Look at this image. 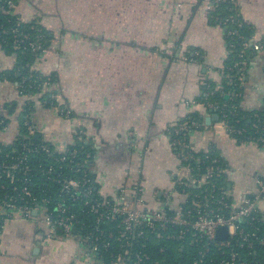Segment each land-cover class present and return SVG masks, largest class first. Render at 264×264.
Instances as JSON below:
<instances>
[{"label":"crops","instance_id":"1","mask_svg":"<svg viewBox=\"0 0 264 264\" xmlns=\"http://www.w3.org/2000/svg\"><path fill=\"white\" fill-rule=\"evenodd\" d=\"M210 3L15 0L12 14L22 22L36 20L49 36L33 70L52 78L47 91L54 89L71 117L21 96L19 82L5 74L14 69L16 56L0 49V119L9 123L0 127V144L13 142L21 106L33 101L29 120L35 140L58 151L81 138L91 144L89 167L101 197L114 198L120 186L139 184L147 204L161 209L177 202L172 180L185 172L172 143L174 128L195 116L199 127L189 129L187 139L196 152L214 151L225 163L231 202L256 194L255 180L264 177V148L229 135L201 101L203 83L221 89L229 56L225 29L210 19ZM233 3L252 30L239 106L262 111L264 0ZM257 206L264 214V197ZM35 216L15 213L0 221V264H100L75 233L49 236Z\"/></svg>","mask_w":264,"mask_h":264},{"label":"built area","instance_id":"2","mask_svg":"<svg viewBox=\"0 0 264 264\" xmlns=\"http://www.w3.org/2000/svg\"><path fill=\"white\" fill-rule=\"evenodd\" d=\"M225 1L227 0H211L208 9L212 11L219 2ZM228 2L233 3L234 1L229 0ZM5 4L12 8L14 3L12 0H5ZM227 21L235 22V16L230 15L221 19L223 23ZM12 32L14 44L30 46L32 50H43L42 45L37 41H29L27 34L19 33L16 30H12ZM227 34L239 39L242 38L236 30H227ZM230 46L233 47V44ZM250 46L249 43H243L241 50H239V59L234 62V66L231 68H235L238 73L226 75L229 83L236 87H239L244 78L248 60L245 51L251 48ZM260 48H264V39L261 41ZM218 90L216 89V91ZM214 93L215 91H210L206 95L213 96ZM231 95L234 98L237 96V92H232ZM51 98L57 102L55 96H51ZM38 103L41 106L46 104L40 100ZM205 105L217 114L220 126L225 128L229 135L235 139L241 137L244 142L264 148V120H262L264 115L263 118L257 113L250 116L253 120L252 128L254 131L249 134L243 127L235 128L227 124L226 105L214 102H208ZM53 108L65 118H69L71 115L70 110L61 107L59 102ZM8 125L9 123L5 119H0L2 129H7ZM22 126L27 137H35V129L29 119H24ZM198 127L199 123L191 122L189 126L188 122L184 121L180 126L174 128L172 143L179 148L177 151L178 158L181 161L182 169L185 171L183 175L174 177L172 180L171 193L177 201L174 205L153 209L143 198L142 187L139 184L120 186L114 198L101 197L99 200L91 197V189H94L95 183L86 175L81 179L60 176L55 179V184L59 185L58 192L66 193L72 198L73 195H76V197L84 199L83 206L94 216L95 224L102 221L118 220L115 238L111 233L105 234L97 225H95L96 234H80L77 228V224L81 225L78 215L70 210L64 200L55 199L49 195L38 198L33 194L28 186V177L31 172L29 161L32 156L40 152L48 153L51 149L46 144L29 146L26 142L21 141L18 148L14 143L17 142L15 137L10 144L13 145V149L10 148L9 152L0 149V221L11 220L15 213H18L23 219H30L35 213V218L43 224L49 236L56 232L70 235L72 229L75 228L77 236L95 257L99 256L102 251L108 252L111 247L115 248V253H109L110 261L108 264H164L163 262L166 260H151L148 253L132 251L136 239H147L150 234H154L157 239L201 247L197 259L191 262L182 261V263L177 264H256L253 260L246 261L241 258L236 246L249 250L264 246V229L256 226V223L264 226V214L259 211L257 206L264 197V177L255 180L259 189L256 194L239 197L237 205L228 202L229 191L216 182V178L226 173V168L218 163V159L211 158L213 151L204 152L202 164L205 163L206 159L210 161L208 164L205 163L204 172L200 175L193 173L192 168L184 164L190 158L191 151L198 152L191 147L183 136H185L186 130ZM59 152V155L54 158L58 169H60L58 163L64 162L67 158H73L74 153L69 149ZM86 157L88 158V155ZM197 161L200 160L197 159ZM82 165H85V161L76 166V170H79ZM55 171L53 165L40 170L43 174H52ZM204 185L214 188L211 191H216V193L201 197L197 193L189 192L190 188L199 189ZM190 196L192 201L190 205L185 206L184 203ZM220 229H225V231L219 232ZM113 242L116 243L115 246H113L115 244ZM182 244L177 247L179 253L184 250ZM212 244L216 250H219L220 259L216 263L214 261L207 263L204 256L210 249L209 245ZM142 247H145V244H142ZM165 251V247L158 248L159 253Z\"/></svg>","mask_w":264,"mask_h":264},{"label":"trees","instance_id":"3","mask_svg":"<svg viewBox=\"0 0 264 264\" xmlns=\"http://www.w3.org/2000/svg\"><path fill=\"white\" fill-rule=\"evenodd\" d=\"M228 1L229 0L225 2H219L216 7L210 12V19L214 21V23L220 24L225 29V38L229 56L223 66L224 78L221 82V89H219L218 91H216L217 88L215 87V85L205 82V85H202L201 87V101L204 104L208 102H214L221 105H226V112L228 113L227 124L235 128L243 127L249 134H251L254 129L252 128L253 120L252 118H250V116L253 113H257L262 117L264 115V107L262 111L249 113L241 109V107L239 106V98H237V96L233 98V96L231 95L230 97L228 96L227 99L224 98L227 93L232 94V92L236 93L238 91V87L230 84L229 80L226 78V75H236L238 73L235 68H231L234 66V62L239 59V50H241L242 44H250V37L252 34L251 27L244 24L238 16L234 3H230ZM12 2L15 3V0H12ZM11 9L12 8L7 7V5L5 4V0H0V49L7 55H15L17 59L14 69L11 72L5 74L8 76V78L10 77L19 82L21 96L26 97V99H38V101L40 100L46 103L44 107L53 108L57 102L54 98H51V96L56 97V93L54 92V89L47 91V87L53 84L52 78L41 76L38 72H35L33 70L35 61L43 54V52L47 48L49 36L42 28V26L37 23L36 20L22 22L12 14ZM230 15L235 16V22H221V19H225ZM12 30H16L22 34H27L29 36V41H37L42 45L43 50H32L30 46L14 44V34ZM227 30H236V32L242 38L239 39L236 36L228 35ZM230 44H233V47H231ZM250 51L251 48L246 49L245 53L247 52L248 55ZM210 91H215L213 96L206 95V93ZM61 107L65 106L61 105ZM21 108L22 114L18 123L19 127L16 134L17 142H14L16 146L18 147L21 141L26 142L27 144H29V146L46 144L51 149V151L48 153L40 152L39 154L32 156L29 161L31 172L28 177V186L30 187L33 194H35L38 198L49 195L52 198L64 200L69 206L70 210L78 215V219L81 225L77 224V228L80 231V234H96L97 232H95V225H97V227L103 230L105 234L111 233L114 235L113 238H115L117 236L116 225L118 224V220L111 222L102 221L99 224H95L94 216L88 212V209L85 206H83L84 199L82 197H76V195H73L72 198L66 193L58 192L57 189L59 185L55 184L54 182L58 176L81 179L84 175H86V177L88 176L90 179L94 180L93 173L91 172L89 167V160H91L93 156L91 144L89 142H85L81 138L79 140H76L75 143L71 146H68L66 149H69V151L72 150L74 152L73 158H67L64 162L58 163V165L60 166V169H58L54 158L58 156L60 152L58 150H55L46 142L35 140L34 137H27L25 134V129L22 126V122L24 121V119L30 118V113L33 110V101L24 103ZM262 120H264V118ZM185 122H188L190 126L191 122L199 123L200 121L197 117L191 116V118L186 119ZM188 132L189 130H186L185 136H183V138L187 142H189L187 139ZM172 136L174 137V134ZM236 139L240 142H244L241 137H236ZM12 146L13 145L10 144H0V149L1 151L9 152ZM176 149L177 151L179 150L177 146ZM211 154V158L215 157L216 159H218V163L225 168V163L219 158V156H217L214 151ZM87 155L88 158L86 157ZM204 155L205 154L202 152L195 153L191 151L190 158L187 159L184 164L189 165L192 168L193 173L200 175L204 172L205 163L208 164L210 161L206 159L205 163L202 164ZM197 159H199L200 161H197ZM84 161L86 166L82 165L79 170H76V166H78L79 164L81 165ZM50 165H53L55 167L56 171L54 173L43 174L40 172L41 169H46ZM224 177L225 174H222L219 178H216V182L217 184L226 188ZM95 184L94 189H91V197L100 200L101 196L97 193ZM48 188L50 189L49 191ZM213 189L209 185H204L199 189L190 188L189 192H191L192 194L197 193L199 196L204 197L210 193H216V191H211ZM191 196L184 203L185 206L190 205L192 201ZM227 201L231 202L229 197H227ZM242 226L248 228V226L244 224H242ZM256 226H260L261 229H264V226L261 224L256 223ZM75 235H77V233H75ZM133 244L134 245L132 251L148 253L151 257V260H166V262H163L164 264H177L182 263V261L191 262L194 259L198 258L199 251L201 250V247L199 246H188L180 242H169L164 239H157L155 238L154 234L148 235L147 239H136ZM142 244H145V247H142ZM181 244L184 246V250L183 252L179 253L177 252V247ZM115 245L116 243L113 246ZM159 247H165L166 251L159 253ZM209 248V251L205 253L204 260L207 263L213 261L216 263V261L220 259V252L219 250H216L214 244L209 245ZM236 248L241 258L245 259L246 261L253 260L256 264H264V246L255 247L253 250H249L244 247L238 248L237 246ZM111 252H116L114 247H111L108 252L102 251L99 256L95 257V259L97 260V262H100V264H108L110 261L109 253Z\"/></svg>","mask_w":264,"mask_h":264},{"label":"water","instance_id":"4","mask_svg":"<svg viewBox=\"0 0 264 264\" xmlns=\"http://www.w3.org/2000/svg\"><path fill=\"white\" fill-rule=\"evenodd\" d=\"M224 98H225V99H227V98H228V95H225V96H224ZM216 117H217V114H216ZM34 138H36V139H37V137H34ZM33 214H35V213H33ZM221 231H225V229H220V231H219V232H221ZM75 232H76V229H75V228H73V229H72V231H71V233H73V234H74ZM219 232H218V233H219Z\"/></svg>","mask_w":264,"mask_h":264}]
</instances>
